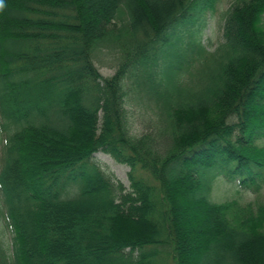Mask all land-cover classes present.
<instances>
[{
  "label": "trees",
  "instance_id": "16d2710c",
  "mask_svg": "<svg viewBox=\"0 0 264 264\" xmlns=\"http://www.w3.org/2000/svg\"><path fill=\"white\" fill-rule=\"evenodd\" d=\"M215 2L2 0L0 264H264V203L208 197L264 177V0H232L208 51Z\"/></svg>",
  "mask_w": 264,
  "mask_h": 264
},
{
  "label": "rangeland",
  "instance_id": "374dc122",
  "mask_svg": "<svg viewBox=\"0 0 264 264\" xmlns=\"http://www.w3.org/2000/svg\"><path fill=\"white\" fill-rule=\"evenodd\" d=\"M231 1L232 0H216L214 3V11L206 10L204 13L205 25L204 27L202 26L203 28H201L197 40L202 41L208 51L214 50L218 43L222 41L223 13L228 9ZM94 64L98 68L99 73L104 77L111 76L114 73L115 61L113 60L112 53L104 52L103 54H98V56L94 58ZM135 117L134 120L136 121ZM142 123L140 119L138 122L136 121L133 125V131L138 132L144 126ZM256 144L264 146V136L256 139ZM93 161L99 165L102 171L113 177L114 180L121 182L126 187L130 185L128 180V171L130 168L128 166L115 162L109 155L103 153H96L93 157ZM141 172L142 171L139 170L136 171L137 176L142 177L143 175ZM151 182L154 183L153 181ZM208 197L216 203L235 199L240 205L245 206L250 204L253 206V209H256L257 204L264 203V177L256 179V185L245 187L240 183V178L237 175L230 177V175L225 176L220 174V176L212 182ZM155 249L159 255L158 261L159 258H161L163 262L165 253L161 252L166 249L160 247H156ZM169 264H172V260L170 259Z\"/></svg>",
  "mask_w": 264,
  "mask_h": 264
},
{
  "label": "bare ground",
  "instance_id": "6f19581e",
  "mask_svg": "<svg viewBox=\"0 0 264 264\" xmlns=\"http://www.w3.org/2000/svg\"><path fill=\"white\" fill-rule=\"evenodd\" d=\"M96 153H103V154H105V153L102 152V151H98V152H96ZM96 153L93 154V157H94V155H95ZM106 155H107V154H106Z\"/></svg>",
  "mask_w": 264,
  "mask_h": 264
},
{
  "label": "clouds",
  "instance_id": "9594fccd",
  "mask_svg": "<svg viewBox=\"0 0 264 264\" xmlns=\"http://www.w3.org/2000/svg\"><path fill=\"white\" fill-rule=\"evenodd\" d=\"M0 7H2V0H0Z\"/></svg>",
  "mask_w": 264,
  "mask_h": 264
}]
</instances>
